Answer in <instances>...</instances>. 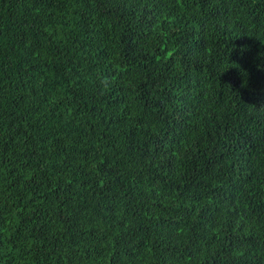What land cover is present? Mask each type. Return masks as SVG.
I'll return each mask as SVG.
<instances>
[{"label": "trees", "instance_id": "trees-1", "mask_svg": "<svg viewBox=\"0 0 264 264\" xmlns=\"http://www.w3.org/2000/svg\"><path fill=\"white\" fill-rule=\"evenodd\" d=\"M0 264H264V0H0Z\"/></svg>", "mask_w": 264, "mask_h": 264}]
</instances>
